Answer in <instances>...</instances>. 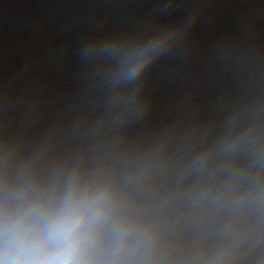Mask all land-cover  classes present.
<instances>
[{
    "label": "clouds",
    "instance_id": "1",
    "mask_svg": "<svg viewBox=\"0 0 264 264\" xmlns=\"http://www.w3.org/2000/svg\"><path fill=\"white\" fill-rule=\"evenodd\" d=\"M161 50L123 63L133 82ZM0 264H264V127L171 154L0 167Z\"/></svg>",
    "mask_w": 264,
    "mask_h": 264
}]
</instances>
